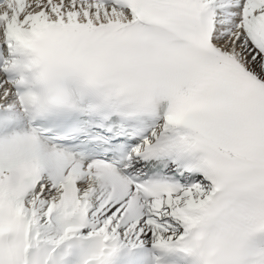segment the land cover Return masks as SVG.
<instances>
[{
	"label": "snow or ice",
	"instance_id": "6c2138e0",
	"mask_svg": "<svg viewBox=\"0 0 264 264\" xmlns=\"http://www.w3.org/2000/svg\"><path fill=\"white\" fill-rule=\"evenodd\" d=\"M0 264H264V0H0Z\"/></svg>",
	"mask_w": 264,
	"mask_h": 264
}]
</instances>
